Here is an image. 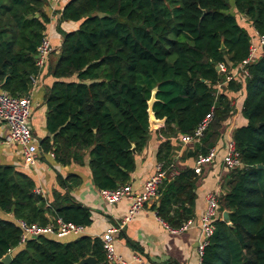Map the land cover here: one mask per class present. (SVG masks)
<instances>
[{"label": "trees", "instance_id": "obj_1", "mask_svg": "<svg viewBox=\"0 0 264 264\" xmlns=\"http://www.w3.org/2000/svg\"><path fill=\"white\" fill-rule=\"evenodd\" d=\"M42 5L43 0H0V86L14 95L29 93L32 75L39 72L35 55L50 21ZM233 6L264 34V0H68L61 20L80 24L63 32L46 100L52 136L42 140L43 148L64 163L82 158L79 150L88 148L98 187L128 182L135 155L149 138V100L156 88V116L166 117L162 133L177 128L192 133L214 106L195 154L208 152L214 131L233 109L218 85L253 43ZM221 62L226 71L217 69ZM248 69L243 105L248 122L234 132L243 164L230 170L229 190L219 197L230 221L216 219L202 264H264V167L259 166L264 165V54ZM241 86L236 78L228 80L229 89ZM172 150V141L164 140L159 161L169 165ZM196 178L188 167L162 183L153 208L170 226L193 217ZM0 209L42 225L53 221L51 213L80 224L92 221L81 204L49 206L34 179L12 164L0 163ZM21 234L16 222L0 217V264L9 252L12 264H77L89 255L98 262L105 257L100 237L83 234L64 242L40 235L20 244Z\"/></svg>", "mask_w": 264, "mask_h": 264}, {"label": "crops", "instance_id": "obj_2", "mask_svg": "<svg viewBox=\"0 0 264 264\" xmlns=\"http://www.w3.org/2000/svg\"><path fill=\"white\" fill-rule=\"evenodd\" d=\"M67 2L68 0H43L42 5V10L50 16L45 34L51 36L58 52H60L62 46L63 32L74 30L80 24V21L61 20V12ZM233 5H235L234 1ZM233 8L236 10L235 6ZM246 21L242 25L248 28L252 36V44H258L259 32L252 21L247 20V18ZM263 54L264 46L259 49L257 57ZM56 63L54 64L56 65ZM55 65L52 66L49 56L45 65L39 69L29 92L33 98L30 125L41 146L45 137L52 136L46 125V100L56 79L53 75ZM230 73L233 78L242 83V86L237 90L229 89L227 87L228 77L227 80L218 85L219 89L226 92L230 97L233 109L231 114L221 122L218 130L214 131L215 134L210 140V146L217 147V156L213 161L203 164L202 171L197 173V197L194 215L191 217L193 220L192 226L182 231H173L167 221L160 217L153 208V204L159 198L147 202L113 234L116 251L123 255L125 259L132 261L133 264H141L139 261L134 260L135 254L141 255L147 264H202L198 224L207 206L206 196L214 190L222 196L229 190L227 183L230 171L226 167L223 157L227 153L228 143L234 140L236 128L248 122L243 113L246 92L242 68L239 66L233 67ZM154 91L156 92V88L153 89ZM164 124H152L146 145L135 155V169L131 172V178L128 181L132 184L135 193L143 190L145 181L155 172L156 165L159 162V147L164 140L170 139L172 141V156L176 163V170L170 169L167 172L168 180L173 179L180 171L188 167L194 168L196 159L200 154H203L199 152L195 154L199 141L186 145L181 142L183 134L179 132L178 128L170 134L162 133L159 127ZM211 130L213 129L211 128ZM7 132V124L0 120L1 164L15 165L19 170L30 175L36 183V189L45 197L49 206L76 203L87 207L91 212L92 221L90 224H85L83 233H73L55 238L64 242L73 240L83 234L101 238L110 228L121 225V222L129 213L132 200L122 198L114 204H110L105 200L101 188L94 182L88 148L79 150L82 158H73L70 162L64 163L51 155L53 151H47L42 146V155L36 164L28 165L23 158L22 147L16 143L5 142L4 138ZM225 210H221L220 205L219 215L222 219ZM49 216L53 219L56 217L52 213ZM0 217L14 222L17 221L13 213L4 212L1 209Z\"/></svg>", "mask_w": 264, "mask_h": 264}, {"label": "built area", "instance_id": "obj_3", "mask_svg": "<svg viewBox=\"0 0 264 264\" xmlns=\"http://www.w3.org/2000/svg\"><path fill=\"white\" fill-rule=\"evenodd\" d=\"M263 46L264 34H260L258 44H252L249 55L237 65L242 68V74L244 75L245 80L250 76L248 65L257 58L258 51ZM56 50L57 47L51 36L44 34L37 46V52L35 55L36 65L39 69L45 65L49 56ZM218 66L219 70H227V65L224 62L219 63ZM232 78L233 76L230 73L228 80ZM32 79L35 81L36 75H32ZM32 110L33 98L30 93L14 95L0 89V120L5 122L8 126V132L4 140L6 143H16L22 147L23 158L28 165L36 164L39 157L42 155L41 143L36 138L30 125ZM213 118L214 106L211 108L210 112L202 118L192 133H186L181 136V142L186 145L200 141L211 125ZM51 155L55 156V153L51 152ZM216 156V146H212L208 152L200 154L196 159V165L194 167L195 172L200 173L203 169V164L213 161ZM223 161L229 171L242 166V159L234 140L228 143V150L223 157ZM170 169L176 170L175 160H172L169 165L163 160L159 161L156 165L155 172L145 181L143 190L138 193L134 192L133 186L130 182L120 184L115 188L101 189L103 197L110 204H114L122 198H130L132 203L129 208V213L121 222V225L110 228L101 236L105 257L97 264H133L132 261L125 259L123 255L116 251L113 234L117 232L127 220H130L139 209L145 206L147 202L159 198L160 187L167 178V172ZM219 197V192L215 190L207 194V206L198 224V227L200 228L199 250L202 255V261L205 246L215 232V221L220 216ZM16 223L22 230L20 244L26 243L30 237L40 235L63 237L73 233L81 234L85 231V224L66 221L61 216H56L53 221L45 225L36 222L30 223L25 219L18 218ZM192 224L193 220L190 218L185 221L182 226L177 228L171 226L170 228L173 231L178 232L189 228ZM134 260L139 261L141 264H147L139 254L134 255Z\"/></svg>", "mask_w": 264, "mask_h": 264}, {"label": "water", "instance_id": "obj_4", "mask_svg": "<svg viewBox=\"0 0 264 264\" xmlns=\"http://www.w3.org/2000/svg\"><path fill=\"white\" fill-rule=\"evenodd\" d=\"M217 69H219V66H217ZM156 101V92L154 91L152 93V96L149 100V120L151 124H164L166 122V117L164 118H158L156 116L155 110H154V103ZM264 122H261V124ZM260 167H264V165H259ZM223 219L226 221H230V212L229 210H225L223 213ZM12 254L11 252L7 253L3 258L2 261L5 264H12ZM98 260L94 255H89L87 257L82 258L77 264H97Z\"/></svg>", "mask_w": 264, "mask_h": 264}, {"label": "rangeland", "instance_id": "obj_5", "mask_svg": "<svg viewBox=\"0 0 264 264\" xmlns=\"http://www.w3.org/2000/svg\"><path fill=\"white\" fill-rule=\"evenodd\" d=\"M233 10L236 12L237 17H238L239 21L241 22V24L247 22L245 16H243L242 14H241V15H242V16H241L240 13H239L237 10H235V8H233ZM59 53H60V52L56 51L55 53H52V54L50 55V60H51L52 66H54V65H55L54 63H56V62L58 61ZM15 249H16V248H15ZM15 249H14V250H15ZM11 254H12V253H11Z\"/></svg>", "mask_w": 264, "mask_h": 264}]
</instances>
